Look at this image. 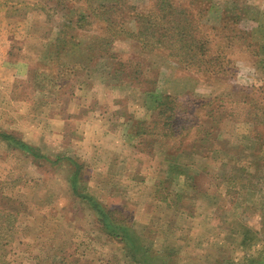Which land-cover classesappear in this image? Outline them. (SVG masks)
Segmentation results:
<instances>
[{"label":"rangeland","instance_id":"1","mask_svg":"<svg viewBox=\"0 0 264 264\" xmlns=\"http://www.w3.org/2000/svg\"><path fill=\"white\" fill-rule=\"evenodd\" d=\"M166 1L0 0V133L48 158L0 137V264H139L75 195L72 161L79 192L131 224L153 262L264 264V0L167 6L166 25L203 36L209 64L222 36L247 35L221 74L144 47L140 23ZM163 97L182 109L176 138L161 137Z\"/></svg>","mask_w":264,"mask_h":264},{"label":"trees","instance_id":"2","mask_svg":"<svg viewBox=\"0 0 264 264\" xmlns=\"http://www.w3.org/2000/svg\"><path fill=\"white\" fill-rule=\"evenodd\" d=\"M170 1L171 0H169V2L166 1L165 4L161 2L159 8H162L164 12L159 15L157 23L153 24L151 22V18H148L147 21L140 23L137 37L139 38L141 43L145 48L149 50L160 46L165 47L167 45L170 49L169 53L171 55L190 58L189 64L202 67V71L213 74L223 73L224 67L228 66L225 64L226 66L222 67L221 61H224L225 57H227L228 51H230L231 53L235 52V50L231 48L233 39L239 37L246 40L245 36L247 35H245V33L242 31H233V35L226 34L222 36L226 39L225 41L227 45H224L222 49L218 50L217 55H215L216 59L218 60L217 64H209L206 59L204 60L205 52H208L209 48H207V46L205 48L203 36L200 39L196 38L195 31L192 28L190 29L186 27L185 31H180L166 25V19L170 12V10H167V8L173 5L172 3H170ZM101 5L102 4H98L99 7ZM98 8H94L92 13H89L88 15H86L85 13H80L77 16L76 23L80 28H84L86 26L88 27L90 25H93L95 20H100V18L98 17L99 12L97 11ZM72 20H70V22H72ZM114 25V21L109 22L107 26L105 24L106 31L113 30ZM115 35L117 36V34ZM205 37L208 36L205 34ZM66 38L67 37H65V39ZM67 42L68 40H66L65 43ZM233 42L238 41L235 40ZM231 60L232 62L234 61L233 59L229 58L228 63H230ZM234 63L231 65L232 69L234 67ZM164 98L165 100H163ZM156 104L159 108V114H162L165 111L171 113V115L165 117L168 119L166 121L167 128H165L168 132L162 134L161 137H163V139H167V137L174 136L176 138L178 136H181L180 131H183L186 126L184 122L180 120V117H178L182 109L180 108L181 106L176 103V98L163 97L160 100L156 101ZM189 129L190 126L187 128L185 135L188 134ZM0 137L11 143L15 148H19L31 154L36 159H48L38 150L31 147L29 144L25 143L23 140L17 138L14 135L0 133ZM178 147L176 149H178ZM55 163H59V160L55 161ZM72 163L74 165V170L71 175V184L75 195L80 199L85 200L89 204L91 209L96 214L98 221L101 223L102 227L108 234L117 236L120 241L125 244L128 253L133 255V257H135V260L139 264H174V256L167 253H164L160 256V258H157V261L153 262L152 259H154L155 255L148 252L147 248L141 242L139 234L131 224H124L121 220L115 218L113 213L105 206H103L102 203L99 202L91 194L79 192L78 179L80 175V165L74 161H72Z\"/></svg>","mask_w":264,"mask_h":264}]
</instances>
